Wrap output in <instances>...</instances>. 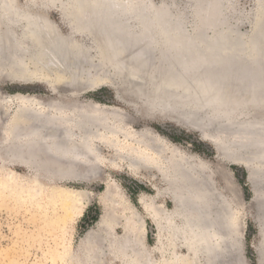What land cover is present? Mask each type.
Wrapping results in <instances>:
<instances>
[{
    "label": "bare ground",
    "instance_id": "6f19581e",
    "mask_svg": "<svg viewBox=\"0 0 264 264\" xmlns=\"http://www.w3.org/2000/svg\"><path fill=\"white\" fill-rule=\"evenodd\" d=\"M34 6L59 8L70 34ZM247 17L250 31L242 34L245 17L233 0H189L186 8L176 0H43L42 6L0 0V82L43 84L57 96L54 102L0 96V161L5 149L11 162L32 171L47 162L54 177L83 182L100 179L107 162L123 163L135 176L155 177L156 200L165 196L174 206L170 212L164 203L140 198L158 230L168 234L170 264L184 262L181 246L194 260L186 264H241L243 208L232 177L216 166L225 185L220 191L215 171L194 156L148 128L130 130L115 109L78 101L84 91L111 87L117 99L141 101L151 118L200 133L222 165L239 161L246 167L258 212V264H264V0H256ZM204 93L215 96L217 105L200 102ZM185 99L199 102V108L192 105L196 114L182 109ZM105 150L114 154L110 161ZM108 190L117 194L114 185ZM122 222L123 237L116 238L107 222L99 243L86 242V264H103L107 256L110 263L155 264L136 227L128 229V218ZM228 251L235 253L232 261Z\"/></svg>",
    "mask_w": 264,
    "mask_h": 264
},
{
    "label": "rangeland",
    "instance_id": "374dc122",
    "mask_svg": "<svg viewBox=\"0 0 264 264\" xmlns=\"http://www.w3.org/2000/svg\"><path fill=\"white\" fill-rule=\"evenodd\" d=\"M32 1L40 3L41 6L43 4V0ZM152 1L160 4L167 0ZM176 1L178 6L183 8H186L189 3V0ZM233 1L238 11L242 12L245 17L242 19L244 22H240L239 30L242 34H247L251 26L247 16L254 11L256 0ZM18 3L21 6L26 4L27 0H18ZM34 9L47 12L50 21L61 30L63 35L70 34L69 27L59 8L49 7L45 10L34 6ZM18 86L22 84L5 82L0 84V89L5 94L11 95L30 92L44 99L57 97L43 84L25 85L31 88L26 91L20 90ZM59 94H61L60 91ZM78 101L115 109L125 115L130 130L140 132L148 128L170 145H175L180 151L194 156L200 165L206 164L211 170L216 171V166L223 163L200 133L182 125L181 122L158 119L156 116L151 118L152 112L137 98L125 95L122 101L117 99L111 87L105 86L80 93ZM12 106L15 108L16 104L12 103ZM199 127L193 126L206 135L211 133L207 131L208 129L201 130V127L204 128L203 125ZM2 152L3 159L0 161V264H86V242L88 245L91 240L92 243H99L101 239L98 236H100L101 226L107 222L114 226L116 238L123 237L125 232L121 224L126 218L130 222L126 223L128 229L136 227L134 231L139 233L138 236L143 241L145 250L149 251L152 261L155 264H170L168 260L172 250L168 234L166 230L163 233L158 230L140 201L141 196L156 200L155 187L159 188L160 185L155 177L146 174L141 177L135 176L125 164L113 165L107 162L104 164V175L98 180L89 182L67 180L54 177L51 171L55 167L47 162L37 164V168L33 167L34 171H32L19 162H11L13 156L5 149ZM104 153L108 161L114 156L109 150H105ZM224 167L229 177H232V182L236 184L234 185L238 189V196L241 197H239L240 203L244 205L243 207L242 204L240 205L243 208L240 223L242 225L238 230L242 252H240V259L243 257L240 263L258 264L256 251L260 243L259 229L256 224L258 212L247 180V172L243 167L232 163H224ZM57 168L60 169V167ZM212 179L216 181L218 189L224 191L225 185L221 176L215 175ZM110 185L117 188V194L109 192ZM226 191V197L231 199L230 193ZM69 195L72 198L78 196L77 199L75 198L76 203L64 202V197H70ZM156 202L164 203L170 212L174 209L170 199L165 196L160 197ZM136 216L140 223L137 222ZM130 224H135V226ZM179 252L183 256L182 264L193 260L185 246H181ZM228 252L229 255L231 252L233 254H231L232 258L227 256L228 261L230 259L232 261L233 257L236 258L233 251ZM108 258L107 256L103 264H121L118 260L110 263Z\"/></svg>",
    "mask_w": 264,
    "mask_h": 264
},
{
    "label": "water",
    "instance_id": "95a60500",
    "mask_svg": "<svg viewBox=\"0 0 264 264\" xmlns=\"http://www.w3.org/2000/svg\"><path fill=\"white\" fill-rule=\"evenodd\" d=\"M76 21L78 22V25H80V24H82V22H83V20H81V18L80 17H78V18H76ZM5 82H8V81H1L0 82V84H3V83H5ZM13 84V83H12ZM15 84V83H14ZM166 86H169V87H173L168 81H165V83H164ZM26 85H32V84H26ZM46 87V86H45ZM18 88L20 89V90H22V91H26L27 89L28 90H30L31 88L30 87H26L25 85H23L22 84V86H18ZM47 88V87H46ZM47 90H48V88H47ZM59 91V90H58ZM14 95H22V96H27V97H29V98H31V96H36V98L38 97H40V98H42L41 96H39V95H37V94H34V95H32V94H30V92H25L24 94H21V93H16V94H14ZM0 96H2V97H7V96H11V94H5V92L2 90V89H0ZM48 100V102H54L55 101V98H49V99H47ZM199 100H200V102L201 101H204V100H207L206 102H209L208 100H210V101H215L214 103H212V104H214L213 106H215V105H217V102L219 101V100H217L216 99V97L215 96H209V94H207V93H204V95H203V97H199ZM183 103H184V105H183V107H182V109H185V111H187V110H189L190 112H195V114H196V109L197 108H199V106L197 105V104H199V102H195V104H193L194 102L192 101L191 102V100H183L182 101ZM204 104V103H203ZM211 104V105H212ZM192 105H195V106H197V108L195 109ZM206 105H209V104H206ZM189 107H191V108H189ZM190 112H188V114L190 113ZM200 113H202V114H205L206 113V111L204 110V112L202 111V112H199L198 113V115H201ZM209 145H211L210 143H209ZM211 147L213 148V150L215 151V148H214V146H212L211 145ZM233 162V161H232ZM235 163H240L239 161H237V162H235L234 161V164ZM201 165H203V166H206L205 164H201ZM220 166V169L222 168L223 170H225V172H226V169H225V167H224V165H219ZM223 166V167H222ZM238 166H240V167H243L242 165H238ZM244 168V167H243ZM246 168V167H245ZM244 168V169H245ZM207 170V169H206ZM221 173H219V171H217V169H216V171L214 172V174H213V177H214V175H220ZM247 179H248V176H247Z\"/></svg>",
    "mask_w": 264,
    "mask_h": 264
}]
</instances>
